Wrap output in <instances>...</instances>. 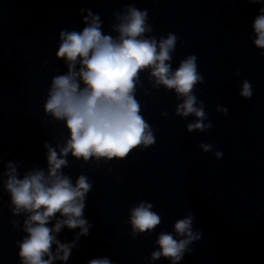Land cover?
<instances>
[{"label":"clouds","instance_id":"1","mask_svg":"<svg viewBox=\"0 0 264 264\" xmlns=\"http://www.w3.org/2000/svg\"><path fill=\"white\" fill-rule=\"evenodd\" d=\"M249 3H264V0H248ZM83 22L82 31L61 30L59 46L55 53L58 60L67 65L66 74L52 77L47 98L43 105L46 116L54 121H63L68 136L64 146L53 147L44 143L47 149V171L34 168L20 177L18 164L9 161L3 172L6 179L3 187L10 195V210L14 216L26 213L23 232L26 235L18 242V256L21 264H53L54 260L68 261L73 243H60L56 233L67 226L80 229L77 237L89 235L93 226L84 218L87 194L92 183L86 175L80 174L73 184L63 168L68 166V155L87 164L90 160L105 162L122 160L137 149L155 144L151 125L141 114V104L136 99L137 86L141 84L140 74L148 71L153 88L163 86L174 90L178 98L183 97L175 113L181 117L193 115L194 122L187 125V131L205 132L212 127L207 119L205 107L198 102L194 89L204 83L197 66V57L189 55L173 70L170 61L177 44V36L169 33L159 41L146 36L153 31L147 23L148 11L128 6L123 13H115L120 21L112 25L118 35L105 34L99 15L90 9ZM252 28L255 32L254 45L264 50V7L259 9ZM239 71L236 72L238 76ZM154 81V82H153ZM147 94V92L145 93ZM246 100L252 98V85L247 79L239 93ZM217 111L228 115V109L217 107ZM167 115L166 112L162 113ZM59 148V152L57 151ZM204 152L213 149L212 144L201 143ZM216 158L223 153L216 151ZM2 160V157H0ZM210 195V193H209ZM63 217V219L57 218ZM194 214L178 219L174 233L162 231L155 243L159 250L151 253L152 260L161 257L171 264H179L190 245L201 238L199 231H193ZM55 220L52 227L48 225ZM161 216L153 211V204L140 201L130 210L132 237L154 231L161 224ZM14 228H20L19 220L11 221ZM177 237H180L177 239ZM56 245L55 253L52 246ZM47 257V258H45ZM87 264H113L105 258H95Z\"/></svg>","mask_w":264,"mask_h":264}]
</instances>
